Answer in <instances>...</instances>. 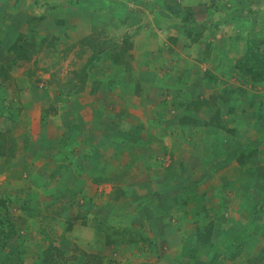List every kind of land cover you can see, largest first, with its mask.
Instances as JSON below:
<instances>
[{
  "label": "crops",
  "instance_id": "1",
  "mask_svg": "<svg viewBox=\"0 0 264 264\" xmlns=\"http://www.w3.org/2000/svg\"><path fill=\"white\" fill-rule=\"evenodd\" d=\"M212 1L0 0V65L21 39L39 47L0 84V199L21 236L0 264L19 240V264L51 244L63 264L262 263L264 97L233 63L264 35V0H218L251 5L242 30L219 9L212 23ZM108 28L129 69L111 88L92 69L43 117Z\"/></svg>",
  "mask_w": 264,
  "mask_h": 264
},
{
  "label": "trees",
  "instance_id": "2",
  "mask_svg": "<svg viewBox=\"0 0 264 264\" xmlns=\"http://www.w3.org/2000/svg\"><path fill=\"white\" fill-rule=\"evenodd\" d=\"M250 6L251 5L249 4L246 6H239V8H233L232 10L219 11L223 14L222 20L233 23L239 20L241 15L252 14L253 10H249ZM91 41L92 42H89L88 44L89 46H93L91 47L93 54L86 60L85 64L77 72H73L71 74V77L68 79L66 84L64 81L61 92H58L57 95L53 97L51 103L48 105L46 110L43 111V117H47L55 112L53 105L59 103L62 96L66 97L79 93L82 90V85L84 84L86 78L89 76V71L92 69H97L100 72L98 77L104 80L101 85L105 88L113 87L117 82V77L129 69V65L126 62L129 58L126 56V53L130 48V44H127L126 40L122 42L123 45H126L125 47L118 46L113 42L111 44H109L110 42H107V45L103 43L107 46L105 49H103L102 43L96 45L94 39H91ZM38 48L39 47L34 44L31 35L24 38V40L21 39V42L19 43L13 44L10 47L12 55L9 62L6 65H0V84L7 80L8 71H12L16 67L30 61L31 56L35 55ZM104 66L108 67L107 72L104 71ZM233 68L236 73L235 75H237L239 79L245 80L246 83H249L250 85H264V35L259 37L257 41H246L245 52L241 57L234 61ZM204 77L208 80H214V78L209 76L207 72L204 73ZM99 83L100 81H95L93 87L99 85ZM137 89L138 88L136 87V90ZM220 99L223 103H228V101L224 98L220 97ZM7 204L8 203L5 202V200L0 199V252L9 242H11V240L16 237L14 226L10 221ZM206 230L207 229H205L201 240L207 241ZM63 231H65V227ZM51 247H53L52 244ZM51 247H47L45 251L40 253L41 259L37 264H63L64 261L61 257L62 253L56 248L51 249ZM21 248L22 240H19L13 251L15 264L22 262L20 259V255L22 254ZM234 253L235 252L233 251V254ZM261 264H264V260Z\"/></svg>",
  "mask_w": 264,
  "mask_h": 264
},
{
  "label": "rangeland",
  "instance_id": "3",
  "mask_svg": "<svg viewBox=\"0 0 264 264\" xmlns=\"http://www.w3.org/2000/svg\"><path fill=\"white\" fill-rule=\"evenodd\" d=\"M246 1V3L248 2V1H252V0H245ZM218 3V0H213L212 2H211V5H210V7H211V9H213L211 12H209L210 14H211V16H212V20H210L212 23H216V21H213L214 19H213V17L215 18V16H213V13H214V11H216V10H223V8L225 9V6H223V7H220V5H218L217 4ZM220 7V8H219ZM175 14L176 15H179V17H177V19L175 20V21H173V23H175L176 25L178 24H183V21H186L187 22V17H191V13L188 11V10H186L185 11V13H184V15L186 16L185 17V20H183L182 19V17H181V15H183V13L182 14H180L179 12H175ZM248 15H250V17H248V19L247 20H249L250 19V21H249V24H252V20H251V18L253 19V13L252 14H248ZM170 17V14L168 15V18ZM244 21L243 23H241V25L240 24H238V22L236 23V25H240V30H242L243 28H245V29H247L248 27H247V22L248 21ZM209 21V22H210ZM199 22V21H198ZM210 22V23H211ZM196 23V20L194 19H192V31L194 30H199L200 28H197L199 25H196L195 24ZM209 23V24H210ZM234 23V22H233ZM243 24V25H242ZM248 24V25H249ZM205 25H208L207 23L205 24ZM201 26H203L204 27V24H201ZM244 26V27H243ZM252 28V27H251ZM116 30H119L120 31V29H118V28H116ZM114 33V30H111L110 31V29L108 28V29H105V31L102 33V39H101V42H102V46H104L107 42H110L109 44H111L112 43V41H109L107 38H111L110 36L112 35ZM121 33V32H120ZM119 32H117V34H120ZM193 35H194V33L192 32V34L191 33H189V36L190 37H193ZM249 36V35H248ZM247 36V37H248ZM258 36V35H257ZM116 37H117V35H116ZM112 38V40L114 41L115 39H117V38ZM247 37H246V39H247ZM254 38V37H253ZM253 38H248L247 40H255V41H257L258 40V37L257 38H255V39H253ZM246 40V41H247ZM103 43H105V44H103ZM107 45V44H106ZM56 77V76H55ZM57 78V77H56ZM65 81V80H64ZM243 81V84H246V82H245V80H243V79H241V82ZM57 81H53V83H52V85H53V87H55V88H57L58 86H57ZM259 87L258 88V92L259 93H262V98L264 97V85L263 84H257V85H254V87ZM62 88V87H61ZM61 88H59L58 89V92H61ZM252 89V88H251ZM254 89V88H253ZM56 91V90H55ZM253 92H254V90H252ZM55 96V95H54ZM53 96V97H54ZM229 104H231L230 102H229ZM226 105V104H225ZM263 115H264V107H263ZM18 235H21L20 233L18 234ZM37 236H39L40 237V235H37ZM21 236H16V238L14 239V240H17V239H19ZM153 241H154V238L152 239ZM153 246H155V244L153 245ZM25 253H28V254H31V250H27V252H25ZM22 261V260H21ZM13 264H15V263H13ZM26 264V263H25Z\"/></svg>",
  "mask_w": 264,
  "mask_h": 264
},
{
  "label": "clouds",
  "instance_id": "4",
  "mask_svg": "<svg viewBox=\"0 0 264 264\" xmlns=\"http://www.w3.org/2000/svg\"><path fill=\"white\" fill-rule=\"evenodd\" d=\"M250 40V39H249Z\"/></svg>",
  "mask_w": 264,
  "mask_h": 264
}]
</instances>
